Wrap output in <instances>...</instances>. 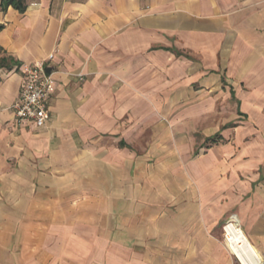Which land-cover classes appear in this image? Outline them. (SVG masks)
Listing matches in <instances>:
<instances>
[{
    "label": "crops",
    "instance_id": "crops-1",
    "mask_svg": "<svg viewBox=\"0 0 264 264\" xmlns=\"http://www.w3.org/2000/svg\"><path fill=\"white\" fill-rule=\"evenodd\" d=\"M25 4L23 12L0 9V48L14 59L10 68L0 67V264H65V258L70 264H163L135 245L102 238L89 259L79 231L90 220H65L71 172L102 186L109 180L105 171L134 167L135 124L155 120L152 109L175 108L183 124L210 116L219 99L224 114L209 143L190 153L188 134H168L165 112L153 121L141 160L157 156L154 167L174 172L190 189L185 211L193 209L207 237L204 253L192 246L176 264L240 263L209 235L224 215L264 264V0ZM39 62L54 79L44 127L17 123L11 109L24 65ZM160 211L161 225L172 216ZM39 218L48 222L41 241L32 243ZM183 218L172 217L176 224Z\"/></svg>",
    "mask_w": 264,
    "mask_h": 264
},
{
    "label": "rangeland",
    "instance_id": "rangeland-1",
    "mask_svg": "<svg viewBox=\"0 0 264 264\" xmlns=\"http://www.w3.org/2000/svg\"><path fill=\"white\" fill-rule=\"evenodd\" d=\"M207 91L210 93V90ZM215 96L216 94L212 95V101H215ZM208 99L209 97H206V100ZM212 105L215 106V112H212L210 116L183 124L179 122L180 118L177 117L175 108L161 107L152 110L155 112L156 119L159 116L163 117L166 112L164 118L168 126L167 131L172 138L176 137L177 132H184L185 135L190 136L191 153L195 147L206 145L209 141L207 136L221 125L217 123V117L224 114L222 113V99ZM183 110L188 111L189 108ZM155 120L151 119V122L146 124H135L134 139L131 143L137 153L136 163L129 171H120L119 173L105 171L104 174L109 180L108 182L104 181L102 186L99 181L95 180L83 182L81 176L84 177V174L71 172L73 177L71 185L73 186L70 195V211H64L65 220L88 219L95 222V224H91L90 221L84 223L82 231H79L81 232L80 237H85L90 247L88 257L92 261L95 256V246L97 242H101L99 238L125 245H135L146 258L161 261L163 264H176L179 260L185 259L186 255L189 256L188 250L192 246L199 245V250L202 252L204 251L202 249L206 247L207 237H205L201 223L195 218V212L192 211L193 209L188 210V213L185 211L193 200L190 189L175 179L174 172H161L159 168L154 167V164L157 163L155 162L157 156H148L146 157L148 160H141L143 158L142 151L146 144L150 143L149 137L154 132L156 124L153 121ZM165 143L166 141H162L159 144L164 145ZM82 158L84 162L85 158ZM143 162L146 163L145 167L142 166ZM97 191L98 193H96ZM152 199H163V202L161 204L152 203ZM159 205L161 211L158 208ZM158 210L163 216L167 213V217L168 215L172 217L181 215L184 218L177 224L172 217L171 219L168 217L166 221L163 220L161 225H165L166 229L160 225V219L157 218L160 216ZM228 221H232L235 225L229 215H224L213 224L208 232L214 238L215 243L225 245L230 252L225 242L223 229ZM36 222L40 230L33 231L30 236L32 243L41 241L43 238L41 229L48 219L39 218ZM3 232L0 231L1 234ZM1 234L0 236H3ZM20 238L25 242L24 250L28 245V239L24 235ZM9 241L10 237H8V243ZM20 249L22 248H19V254H25V251L22 252ZM0 255L2 256L1 252ZM57 255L58 253L55 254V256ZM64 260L65 264H70L66 258ZM56 262V264H60L59 260Z\"/></svg>",
    "mask_w": 264,
    "mask_h": 264
},
{
    "label": "built area",
    "instance_id": "built-area-1",
    "mask_svg": "<svg viewBox=\"0 0 264 264\" xmlns=\"http://www.w3.org/2000/svg\"><path fill=\"white\" fill-rule=\"evenodd\" d=\"M23 72L24 83L11 106L14 118L17 123L30 122L36 127H44L50 119L49 100L54 91L53 76L46 71L43 62L26 64ZM224 237L227 238L226 233Z\"/></svg>",
    "mask_w": 264,
    "mask_h": 264
},
{
    "label": "bare ground",
    "instance_id": "bare-ground-1",
    "mask_svg": "<svg viewBox=\"0 0 264 264\" xmlns=\"http://www.w3.org/2000/svg\"><path fill=\"white\" fill-rule=\"evenodd\" d=\"M223 229L227 235V238H225L226 245L235 257L243 264H257L259 262L254 249L232 221H228Z\"/></svg>",
    "mask_w": 264,
    "mask_h": 264
},
{
    "label": "trees",
    "instance_id": "trees-1",
    "mask_svg": "<svg viewBox=\"0 0 264 264\" xmlns=\"http://www.w3.org/2000/svg\"><path fill=\"white\" fill-rule=\"evenodd\" d=\"M8 6H12L19 12H23L26 8L25 0H0V9L5 10ZM2 24H0V29ZM14 63V59L11 56L3 55L0 48V67L10 68Z\"/></svg>",
    "mask_w": 264,
    "mask_h": 264
}]
</instances>
